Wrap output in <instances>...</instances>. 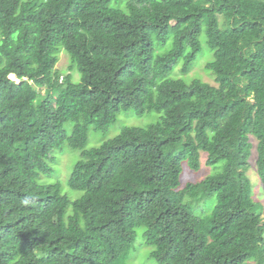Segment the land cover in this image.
Wrapping results in <instances>:
<instances>
[{
	"label": "trees",
	"instance_id": "16d2710c",
	"mask_svg": "<svg viewBox=\"0 0 264 264\" xmlns=\"http://www.w3.org/2000/svg\"><path fill=\"white\" fill-rule=\"evenodd\" d=\"M254 163L264 0H0V264H264Z\"/></svg>",
	"mask_w": 264,
	"mask_h": 264
},
{
	"label": "rangeland",
	"instance_id": "374dc122",
	"mask_svg": "<svg viewBox=\"0 0 264 264\" xmlns=\"http://www.w3.org/2000/svg\"><path fill=\"white\" fill-rule=\"evenodd\" d=\"M69 64H70V59L68 57L67 54L65 53H62L61 54V57H60V60L58 62V64L56 65V68L63 71L64 75L68 74L70 72L69 70ZM206 64V58L204 57L200 63L195 66L193 68V70L190 72V75L192 76H196L197 75H200L205 81H209L210 83L212 84H215L213 79L210 78L207 73L205 72L204 70V66ZM177 71V74H179L180 72V67L176 70ZM64 75L62 77H64ZM74 77L75 79H78L79 78V75L77 72H75L74 74ZM12 78H15V76H12ZM127 114H122L121 115V119L119 120V122H117L115 125L112 126L111 130L109 131V133L107 134V136L104 138L105 139H108V138H112L114 135H115V129H117V126L121 123H123V120L125 119ZM144 118H138V117H135L134 119H131L133 122L135 121L137 124H135V126H141V127H145L148 123H140L141 121L139 120H143ZM140 123V124H138ZM101 136L103 137V135L101 134ZM103 140V141H104ZM102 140L100 139L99 137V140L96 141V140H91L90 143H89V146H97L98 144H101ZM62 160L60 161V164H59V168H60V171H61V178L62 179H67V171H68V163L70 161V157L68 155V153L66 154H63V155H60ZM204 160V158H203ZM253 162L256 161V153H254L253 155V159H252ZM207 171L208 169L205 168V166L203 165L202 169L199 171V172H194V171H189L187 170L185 175H184V178L187 179V180H190V181H199V180H202L206 175H207ZM66 174V175H65ZM249 174L251 175L252 177V181L253 183L256 185L255 186V197H257L259 200L261 201H264V192L263 190L261 189V185H260V179H259V175H258V172H257V169H256V164L254 163L251 171L249 172ZM145 260H146V256H143V257H139L137 258L136 261H133L135 264H145Z\"/></svg>",
	"mask_w": 264,
	"mask_h": 264
},
{
	"label": "clouds",
	"instance_id": "9594fccd",
	"mask_svg": "<svg viewBox=\"0 0 264 264\" xmlns=\"http://www.w3.org/2000/svg\"><path fill=\"white\" fill-rule=\"evenodd\" d=\"M14 76H15V78H13V79H17L16 75H14Z\"/></svg>",
	"mask_w": 264,
	"mask_h": 264
}]
</instances>
